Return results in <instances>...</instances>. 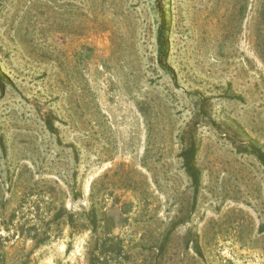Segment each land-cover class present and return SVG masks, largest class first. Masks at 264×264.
I'll return each mask as SVG.
<instances>
[{"label":"rangeland","instance_id":"374dc122","mask_svg":"<svg viewBox=\"0 0 264 264\" xmlns=\"http://www.w3.org/2000/svg\"><path fill=\"white\" fill-rule=\"evenodd\" d=\"M0 72V264H264V0H0Z\"/></svg>","mask_w":264,"mask_h":264},{"label":"trees","instance_id":"16d2710c","mask_svg":"<svg viewBox=\"0 0 264 264\" xmlns=\"http://www.w3.org/2000/svg\"><path fill=\"white\" fill-rule=\"evenodd\" d=\"M157 51L158 63L164 71H166L175 79L174 72L168 65L170 41L168 37L167 22L164 14L161 15V24L157 35ZM7 84H12L10 79L0 72V89L4 91ZM252 153L256 155L259 160L264 162V153L259 148L253 147ZM197 155L198 147L193 142L188 147L184 148L180 154L184 169L191 179L195 189V200L197 199V194L201 185V172L196 164Z\"/></svg>","mask_w":264,"mask_h":264}]
</instances>
